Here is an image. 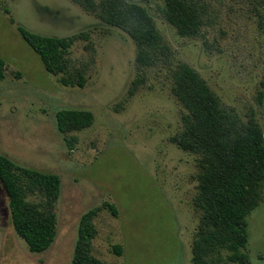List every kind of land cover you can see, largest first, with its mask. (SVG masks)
<instances>
[{
    "label": "rangeland",
    "instance_id": "obj_1",
    "mask_svg": "<svg viewBox=\"0 0 264 264\" xmlns=\"http://www.w3.org/2000/svg\"><path fill=\"white\" fill-rule=\"evenodd\" d=\"M127 1L154 19L171 48L173 67L188 63L226 107L244 120L254 116L264 131V0H202L206 10L198 38L181 36L162 17L164 0ZM19 26L71 39V71L85 75V86H66L61 76L50 74ZM137 52L128 34L72 0H0V57L6 64L0 152L62 181L56 239L34 254L13 227L0 180V264H71L80 220L93 208L101 209L92 243L101 261L191 264L200 220L193 202L198 157L171 142L185 113L172 94V68L140 72ZM64 109L90 111L94 124L64 134L57 123ZM69 137L78 138L73 149ZM248 233L251 264H264V201L248 216Z\"/></svg>",
    "mask_w": 264,
    "mask_h": 264
},
{
    "label": "trees",
    "instance_id": "obj_2",
    "mask_svg": "<svg viewBox=\"0 0 264 264\" xmlns=\"http://www.w3.org/2000/svg\"><path fill=\"white\" fill-rule=\"evenodd\" d=\"M72 1L130 36L138 50L140 72L158 66L172 68V94L185 113L182 130L171 142L196 155L201 170L193 200L200 220L191 264H251L247 253L248 216L264 201V131L260 123L254 116L244 120L226 107L188 63L173 67L171 48L144 7L127 0ZM205 10L202 0H164L160 12L181 36L198 38L203 33ZM18 30L50 74L61 76L66 86H85V75L71 71L67 57L71 39L43 36L21 26ZM5 66L0 57V80L5 79ZM94 121V114L87 110L57 113L58 129L64 134L90 128ZM76 143L78 138H67L71 149ZM0 180L16 233L31 253L47 251L57 236L60 176L19 166L0 152ZM107 206L117 215L112 205ZM100 210L93 208L82 216L71 264H107L96 258L92 249L97 236L94 221ZM116 253L122 254L119 247Z\"/></svg>",
    "mask_w": 264,
    "mask_h": 264
}]
</instances>
